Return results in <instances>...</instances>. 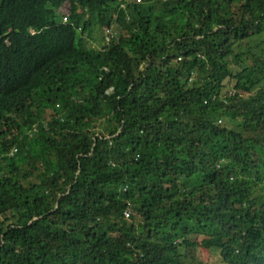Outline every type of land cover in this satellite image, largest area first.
Segmentation results:
<instances>
[{"label": "trees", "instance_id": "16d2710c", "mask_svg": "<svg viewBox=\"0 0 264 264\" xmlns=\"http://www.w3.org/2000/svg\"><path fill=\"white\" fill-rule=\"evenodd\" d=\"M0 264H264V0H0Z\"/></svg>", "mask_w": 264, "mask_h": 264}, {"label": "rangeland", "instance_id": "374dc122", "mask_svg": "<svg viewBox=\"0 0 264 264\" xmlns=\"http://www.w3.org/2000/svg\"><path fill=\"white\" fill-rule=\"evenodd\" d=\"M102 34H104V31H103V33H100L99 32V35L102 37ZM263 33H261V34H259V35H256V37L254 38V39H256V40H258L260 37H261V35H262ZM100 41V38L97 36V41H96V43H98ZM248 43V42H247ZM90 45H94V41H91L90 43H89ZM250 44H251V42H250ZM232 92V90H229V93H231ZM127 219L128 218H130L129 216L128 217H126ZM209 252V254H207L206 252H204L203 250H201V248L200 247H195V248H193L192 249V251H190L189 253H191V255L194 257V258H199V259H201V258H207L208 257V259L207 260H209V261H212V262H214V261H216L217 259H218V254L216 253V251H208Z\"/></svg>", "mask_w": 264, "mask_h": 264}, {"label": "clouds", "instance_id": "9594fccd", "mask_svg": "<svg viewBox=\"0 0 264 264\" xmlns=\"http://www.w3.org/2000/svg\"><path fill=\"white\" fill-rule=\"evenodd\" d=\"M136 1H138V0H136ZM61 17L59 18V21L60 22H62V23H72L71 22V20H70V18L68 17V14H63V15H60ZM110 31H111V29H107V28H105L104 29V34H103V37H104V39L102 40V38L100 39V40H102V43L104 44V43H106L108 40H109V37H110ZM98 44V43H97ZM98 46V45H97ZM221 120V119H220ZM218 123H221V121L220 122H218ZM15 152H16V147H13L9 152H8V155L9 156H12V155H14L15 154Z\"/></svg>", "mask_w": 264, "mask_h": 264}, {"label": "built area", "instance_id": "2783aa9c", "mask_svg": "<svg viewBox=\"0 0 264 264\" xmlns=\"http://www.w3.org/2000/svg\"><path fill=\"white\" fill-rule=\"evenodd\" d=\"M221 120L219 119L218 120V122H220ZM123 214H124V217L126 218V217H130V212H129V210L127 209V210H124V212H123Z\"/></svg>", "mask_w": 264, "mask_h": 264}]
</instances>
